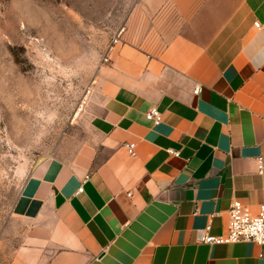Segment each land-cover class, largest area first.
<instances>
[{
  "label": "crops",
  "instance_id": "0c3cea01",
  "mask_svg": "<svg viewBox=\"0 0 264 264\" xmlns=\"http://www.w3.org/2000/svg\"><path fill=\"white\" fill-rule=\"evenodd\" d=\"M108 57L88 140L30 175L0 264H264L203 241L264 205V0H139Z\"/></svg>",
  "mask_w": 264,
  "mask_h": 264
},
{
  "label": "rangeland",
  "instance_id": "374dc122",
  "mask_svg": "<svg viewBox=\"0 0 264 264\" xmlns=\"http://www.w3.org/2000/svg\"><path fill=\"white\" fill-rule=\"evenodd\" d=\"M139 0H0V259L38 166L89 138L100 69Z\"/></svg>",
  "mask_w": 264,
  "mask_h": 264
},
{
  "label": "built area",
  "instance_id": "2783aa9c",
  "mask_svg": "<svg viewBox=\"0 0 264 264\" xmlns=\"http://www.w3.org/2000/svg\"><path fill=\"white\" fill-rule=\"evenodd\" d=\"M257 27H260V23H256ZM120 40L119 36L114 38L116 44ZM106 61L109 57L105 58ZM199 90L196 88V91ZM147 117L152 119L154 123H160L162 120V113L158 107L154 106L147 112ZM135 143L128 145L130 154L135 155ZM178 155V152L171 151ZM259 171H263V158L259 157L258 161ZM83 188L81 187L80 190ZM211 223L205 227V234L203 241L207 243H229V242H241V241H254L261 245H264V205H261L258 211L255 213L249 207L245 206L240 200L234 199L229 209V221L227 226V232L222 235H213L211 232ZM264 259V250L260 255Z\"/></svg>",
  "mask_w": 264,
  "mask_h": 264
}]
</instances>
